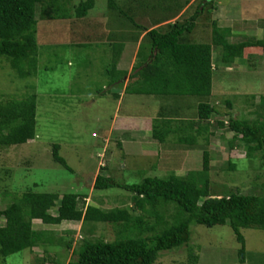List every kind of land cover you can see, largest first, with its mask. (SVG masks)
Instances as JSON below:
<instances>
[{"label":"rangeland","instance_id":"rangeland-1","mask_svg":"<svg viewBox=\"0 0 264 264\" xmlns=\"http://www.w3.org/2000/svg\"><path fill=\"white\" fill-rule=\"evenodd\" d=\"M86 1L67 0L65 12L71 11L72 18L52 19L47 13L48 17L42 19L38 14L39 63L36 75L22 78L8 59L0 58V103L35 94L38 105L35 140L20 146L0 147V211L29 190L55 193L61 197L72 193L86 195L91 201L87 200L88 205L104 210L130 207L133 194L124 189H93L94 175L103 169L102 165L107 168L102 170L101 175L111 177L121 185H138L149 178L183 176L203 168L201 150L194 153L191 162L183 163L182 169L178 159L170 160L168 154L158 157L159 151L165 154V149L175 143L173 141L158 144L159 147L154 144V147L151 146V150L157 148L154 153H143L134 143L124 145L125 150L121 149L116 141L124 133L115 132L112 142H107L109 128L113 120L121 117L123 110L127 109L128 100L136 106L146 97L128 95L122 111L118 109L119 101L112 90L117 88L119 92L121 87H115L107 75V68L111 70L112 53L104 44L107 41L89 33L90 30L82 23L79 24L80 32L75 28L77 26L72 25L75 7ZM94 1L95 7L89 12L87 20L95 21L91 22L95 29L103 24L110 29L117 22L121 27L122 24L126 26L138 21L136 6L132 8L128 1L116 0L119 5L116 10H109L108 0ZM203 3L205 0H196L191 13L183 14L180 20H186ZM114 13H122L117 22H113L115 17L110 18ZM214 20L218 21L220 28L230 29L228 39L231 43L248 37L264 39V0H215L213 7H207L199 18L191 34L193 41L211 43V22ZM128 46L132 43L128 42ZM132 54L129 49L124 52V68ZM219 54L216 48V60ZM217 67L220 70L217 69L219 72L214 75L210 102L220 115L214 120L228 122L231 117L257 120L258 113L264 114L259 108L264 97V55H250L229 67L224 64ZM227 102L231 103V109ZM234 136L225 125L224 128H217L212 137L209 173L212 195L263 193L264 162L259 154L252 160L247 158L246 149L239 141L235 142L237 148L232 150L230 143ZM128 137L125 135L122 138ZM55 145L60 146L59 154L67 167L55 160ZM232 164L236 165V169H232ZM157 210H162L170 218L171 225L184 216L176 204L168 206L161 202ZM136 216H140V211L136 212ZM4 223L5 220L0 219V226ZM125 225L126 229L122 225L100 223L86 227L78 223L46 226L41 221H35L34 228L50 232V237L46 235L48 239L39 250H25L2 258L0 264H53L49 258L68 264L77 258L74 252L83 240L115 243L138 236L134 226ZM191 231L188 245L162 252L155 264H264L262 229H242L244 245L238 241L229 224L214 227L194 225ZM47 240L51 241L48 243ZM69 242L73 243L71 250L67 246Z\"/></svg>","mask_w":264,"mask_h":264},{"label":"trees","instance_id":"trees-1","mask_svg":"<svg viewBox=\"0 0 264 264\" xmlns=\"http://www.w3.org/2000/svg\"><path fill=\"white\" fill-rule=\"evenodd\" d=\"M214 2L205 0L186 20H178L148 33L147 43L141 45L134 68L133 78L136 80L127 90L128 94L173 98L176 102L187 97L195 98L198 103L196 119H183L177 116L178 113L168 119L160 116L161 119L159 117L153 127V138L164 143L173 135L183 146L200 149L203 152L202 170L193 171L185 177L173 175L168 179L149 178L138 185H121L113 178L99 174L94 190L121 188L133 194L130 207L112 210L88 205L89 197L86 195L72 193L61 197L55 193L29 190L0 211V219L5 220L4 225L0 226V260L25 250L34 252L41 248L45 239H48L46 235L50 237L51 233L36 230L35 221H41L46 226H59L63 222L82 223L85 227L99 223L115 224L125 229L127 227L124 224H127L134 226L139 233L135 238L115 243L83 240L74 252L77 258L68 264H155L162 252L188 245L194 225L214 227L229 224L243 245L245 239L242 229L264 230V192H235L216 197L210 189L212 156L208 142L217 128L228 125L229 131L235 134L230 143L232 150L237 148L235 142L239 141L246 149L247 158L252 160L259 154L264 162V114L258 113L257 120L231 117L228 122L215 121V116L220 115V112L210 102L214 75L219 72L217 65L229 67L250 55H264V39L248 37L238 43H231L228 39L230 29L220 28L218 21L214 20L211 22L212 42L203 44L193 41L191 34L199 18L207 7H213ZM67 5V0H0V58L8 59L20 77L26 78L38 72V14L42 19L48 17L47 13L52 19L72 18L71 11L65 12ZM94 7V0L75 7L73 27L82 23L91 32V22L94 20L87 18ZM108 8L116 10L119 5L116 0H108ZM121 15L115 14L110 18L115 17L118 21ZM117 25H120L119 22ZM129 26L148 30L135 21L125 27ZM216 48L220 51L217 60L214 57ZM123 49V44L115 45L112 70L116 68ZM111 72L108 67L107 73ZM121 74L115 77L113 83L127 75ZM227 105L231 109V103L227 102ZM37 107L35 94L0 103L1 148L20 146L35 140ZM259 108L264 111V97L260 100ZM188 127L192 131L196 128L195 134L188 136ZM200 138H205L206 144H201ZM59 151L60 146L55 145L54 158L67 167ZM232 169H236V165L232 164ZM102 170H106V167ZM161 202L168 206L176 204L184 216L171 225L170 218L162 210H157ZM139 211L140 216H136ZM67 246L71 250L73 243L69 242ZM49 261L60 264L53 258H49Z\"/></svg>","mask_w":264,"mask_h":264},{"label":"crops","instance_id":"crops-1","mask_svg":"<svg viewBox=\"0 0 264 264\" xmlns=\"http://www.w3.org/2000/svg\"><path fill=\"white\" fill-rule=\"evenodd\" d=\"M128 1L133 6L132 8H135L136 6V13L135 15L138 16L137 23L144 29H139L138 27H125L119 25H112L110 29L106 28V25L103 26H96V29L93 27L91 30L92 35L97 36L99 39H103L104 41H107L106 44L109 46V50L112 52L110 53L111 56V63L110 66L112 67V61L114 57L116 56L115 51V45L118 43L124 45L123 52L121 53V56L119 58V61L116 64V68L114 70L113 67L111 68V73H107L109 78H111L112 82L115 79V77H118L121 73H127V75H124V77L119 80L117 83H113L115 87H121V91L117 92V88H114L112 91L114 92V95L118 99V109L120 112L122 111V108L125 106L126 97L129 96H141V95H135V94H128L127 90L129 85L131 83L135 82V78H133V74H135L134 68L137 63V57L139 53V49L141 45L144 43H147L148 39V33L154 29H163L169 24H174L176 21L180 20L185 13H191V9L193 8L196 0H125V2ZM167 13V14H166ZM166 14V16H165ZM113 22H117L113 21ZM96 25V24H95ZM114 26V27H113ZM77 28V31H79V26L75 27ZM80 32V31H79ZM88 31H86L87 33ZM89 31V33H91ZM84 34V33H83ZM103 37V38H102ZM131 42L132 46L127 47V43ZM129 49L130 51H133V54L131 55V60L129 64L124 68L123 66V54L124 52ZM214 52V57H215ZM108 67V66H107ZM122 75V74H121ZM120 75V76H121ZM144 96V95H143ZM146 98L142 99V102L140 104H137L136 106L132 104V102H129L127 104V109L123 110V114L121 117L114 119L113 123L111 124L109 128V135L107 136V142H112V137L115 132L117 133H124L123 136L129 135L128 138L123 139V136H119L116 144L121 149L125 150L124 145H132L133 143L138 146L143 153H154L157 148H153L151 150V146L154 147L156 144H165L169 141H173V145L168 146L165 150L167 152L165 154H161L159 151L158 157L162 155L166 156L168 154L170 160L178 159L181 161V169L184 167L183 163L191 162L193 158L195 157V152L197 150H200L198 148L194 147H188L183 146L176 140L175 136L171 135L164 143H160L158 140H155L153 138V127L155 124V121L159 119L160 116L168 118H173L176 113L182 116L183 119L191 120L197 118V108L196 105L198 104L195 98L187 97L183 98V101L176 102L173 98H163L158 96H144ZM149 97V98H148ZM135 106V108H134ZM135 109V111H134ZM137 110H140L137 112ZM164 111V112H163ZM136 112V114H134ZM161 119V117H160ZM188 126V125H187ZM196 128L192 131L190 127L187 128L188 136L195 134ZM212 137L213 135H210V141L208 142V147L210 150V145L212 144ZM200 143L206 144L205 138L199 139ZM175 144V145H174ZM159 147V146H158ZM211 152V151H210ZM173 155L177 156L174 157ZM102 167L104 168L105 165ZM107 168V167H106ZM102 169L96 171L94 175V181L93 184L95 185V181L99 174H101ZM193 172V171H191ZM189 173H186L183 176L179 177H185ZM94 189V186H93ZM88 202L90 201V198H88ZM89 204V203H88ZM64 224L68 225H74V222H63L61 225ZM79 225H82V223H78Z\"/></svg>","mask_w":264,"mask_h":264}]
</instances>
